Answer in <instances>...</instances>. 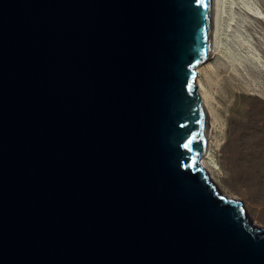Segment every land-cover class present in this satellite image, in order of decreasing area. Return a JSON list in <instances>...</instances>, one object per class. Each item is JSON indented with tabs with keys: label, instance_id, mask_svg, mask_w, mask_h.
<instances>
[{
	"label": "water",
	"instance_id": "water-1",
	"mask_svg": "<svg viewBox=\"0 0 264 264\" xmlns=\"http://www.w3.org/2000/svg\"><path fill=\"white\" fill-rule=\"evenodd\" d=\"M210 0H0V264H264L201 167Z\"/></svg>",
	"mask_w": 264,
	"mask_h": 264
},
{
	"label": "rangeland",
	"instance_id": "rangeland-1",
	"mask_svg": "<svg viewBox=\"0 0 264 264\" xmlns=\"http://www.w3.org/2000/svg\"><path fill=\"white\" fill-rule=\"evenodd\" d=\"M248 4L264 15V0L224 2L223 50L205 62L204 72L216 101L217 134L209 130V137L217 145L211 147L212 162L198 161L216 188L264 227V24L243 12Z\"/></svg>",
	"mask_w": 264,
	"mask_h": 264
},
{
	"label": "bare ground",
	"instance_id": "bare-ground-1",
	"mask_svg": "<svg viewBox=\"0 0 264 264\" xmlns=\"http://www.w3.org/2000/svg\"><path fill=\"white\" fill-rule=\"evenodd\" d=\"M221 0H210V27H209V47L207 50L206 57L204 58V61L198 66H196V76H195V86L196 88L195 93L198 96V100L200 103V106L202 108V111L204 112L206 116V139H207V147L205 152L200 156L203 158V160L207 159V162H212V156H211V147L212 145H217V142H213L210 140L209 137V130L215 133V136L217 134V112L214 103V98L211 95L209 88L206 85L205 79H204V72H206V64L205 62L209 60L210 58L214 57V55H218L223 50V44L221 42V26H219L220 22L225 20V5L224 2H222L221 6ZM241 2V1H240ZM245 2V1H244ZM241 4H244L243 2ZM246 4V3H245ZM242 6V5H241ZM221 7V8H220ZM243 12L251 17L253 20H257L260 23L264 24V15L261 11L255 9L252 5H243L242 7ZM223 35V34H222ZM214 139V138H213ZM216 139V138H215ZM204 162V161H203ZM203 170L206 172L203 164H200Z\"/></svg>",
	"mask_w": 264,
	"mask_h": 264
}]
</instances>
